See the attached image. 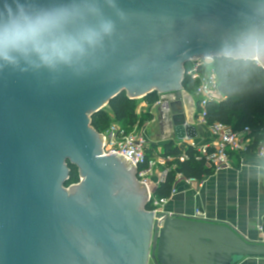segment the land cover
<instances>
[{
	"label": "water",
	"instance_id": "1",
	"mask_svg": "<svg viewBox=\"0 0 264 264\" xmlns=\"http://www.w3.org/2000/svg\"><path fill=\"white\" fill-rule=\"evenodd\" d=\"M252 1L240 0L241 12L236 15L203 18L189 23L181 37L173 33L167 48L173 44L178 48L175 52L164 49L132 55L127 57L132 63L128 69L93 70L88 76L94 78L91 83L53 87L38 82L33 57L42 55L30 45L27 52L13 51L8 60L0 58V264H111L94 248L98 243L109 247L103 240L106 220L127 229L145 225L140 264H238L248 257H264V242H253L228 224L152 211L123 222L104 213L102 206L92 212L93 202L81 206L63 188L62 181L44 183L46 166L41 159L48 157V147L56 146L57 140L52 131L42 135L36 121L41 119L40 112L62 118L89 181L97 186L94 201L106 171L122 176L123 165L134 176L137 171L131 160L117 154L103 156L101 145L97 149L91 146L90 136L102 139V135L89 126V115L125 91L130 99L144 98L154 91H181L190 97L183 80L185 64L192 59L255 61L264 68V14ZM257 1L264 7V0ZM13 3L15 0H0V30L15 18ZM44 55L56 57L50 52ZM78 106L80 118L74 111ZM170 114L179 141L197 137V128L188 120L182 101L170 103ZM80 121L85 124L82 134ZM142 187L149 198L144 183ZM79 227L91 236L81 237Z\"/></svg>",
	"mask_w": 264,
	"mask_h": 264
},
{
	"label": "flooded vegetation",
	"instance_id": "2",
	"mask_svg": "<svg viewBox=\"0 0 264 264\" xmlns=\"http://www.w3.org/2000/svg\"><path fill=\"white\" fill-rule=\"evenodd\" d=\"M264 7L260 1H252ZM12 14L19 18L21 13L30 18L37 16L55 15L58 21L41 37V47L56 57H51L46 63L42 56L33 57L34 70L38 82L48 85H80L91 83L88 78L92 71L128 69L132 63L127 57L149 53L155 50L175 52L177 47L167 48V40L173 33L182 36V31L203 18H226L229 14L241 12L240 0H15L12 4ZM229 13V14H228ZM228 14V15H227ZM110 25V31L105 27ZM58 44L64 53V58L53 52L52 44ZM31 46V45H30ZM133 55V56H132ZM190 60L185 64L186 68ZM128 61V62H127ZM127 94V91H125ZM102 110V109H101ZM100 110V111H101ZM81 116V107L74 110ZM99 112V111H98ZM89 115V126L99 133L92 125ZM41 119L36 120L42 135L52 131L57 140L56 146H49V155L43 161V181L45 184L63 182V188L72 195L78 204L86 207L93 202L92 212L102 206L104 213L115 217L118 221H130L139 218L142 212L150 211L149 198L142 187L137 175L122 166V176L106 171L101 180V192L88 178L83 169L81 156L77 148L66 134L64 122L56 113L40 112ZM78 126V125H77ZM85 124L80 121L78 129L83 133ZM101 135V133H99ZM94 149L103 147V138L90 136ZM43 141L42 137L40 138ZM44 143H46L44 141ZM75 168L78 181L67 185ZM140 183V184H139ZM103 204V205H102ZM129 212L133 213L128 216ZM118 215V217L116 216ZM144 224L133 228H125L110 220H106L103 240L109 242V247L98 243L94 245L99 254L108 257L105 261L111 264H140L143 261L141 233L145 231ZM80 228V227H79ZM78 234L88 238V230L83 227ZM120 235V236H119ZM97 243V242H96ZM104 264L103 262H95ZM88 264V262H87Z\"/></svg>",
	"mask_w": 264,
	"mask_h": 264
},
{
	"label": "crops",
	"instance_id": "3",
	"mask_svg": "<svg viewBox=\"0 0 264 264\" xmlns=\"http://www.w3.org/2000/svg\"><path fill=\"white\" fill-rule=\"evenodd\" d=\"M187 94L190 97L177 93L176 100L182 101L184 112L196 126L198 135L183 141L197 147L213 145L215 141L209 128L197 119V98ZM139 109L141 115H150V121L142 127L148 142L162 152L163 146L171 141L181 142L175 137L171 116L147 101H143ZM250 147L231 153L228 167L201 181H190L179 175L176 194L166 204L164 212L195 218L196 209H200L203 220L228 224L241 236L253 242H264V158L257 154V148ZM238 264H264V257H248Z\"/></svg>",
	"mask_w": 264,
	"mask_h": 264
},
{
	"label": "trees",
	"instance_id": "4",
	"mask_svg": "<svg viewBox=\"0 0 264 264\" xmlns=\"http://www.w3.org/2000/svg\"><path fill=\"white\" fill-rule=\"evenodd\" d=\"M213 66L219 78V89L224 99L219 103H208L205 121L207 125L222 123L235 132L249 128V137L253 138L251 149H256L260 142H264V68L255 61L234 60L230 58L215 59ZM197 82L192 81L185 74L183 88L190 95H195ZM148 104L153 105L159 100V93L154 91L144 97ZM135 99H130L125 92L111 100L107 105L109 110L102 109L92 117V125L99 132L104 133L114 123L127 127L129 130L136 126L141 129L150 121V115L144 113L138 119L136 115ZM191 159L181 162L174 161L165 181L155 189L158 198H169L176 184L177 176L185 179L201 181L213 175L215 169L206 165L202 160L194 158V150H187ZM181 148L175 141L163 146L164 156H179ZM67 185L78 181V175L73 168ZM153 208L149 205L148 210Z\"/></svg>",
	"mask_w": 264,
	"mask_h": 264
},
{
	"label": "built area",
	"instance_id": "5",
	"mask_svg": "<svg viewBox=\"0 0 264 264\" xmlns=\"http://www.w3.org/2000/svg\"><path fill=\"white\" fill-rule=\"evenodd\" d=\"M213 62L214 60L210 58L196 59L191 62V67L186 69V75L192 81L197 82L195 90L197 119L209 128L215 141L213 145L197 147L192 142L181 141L176 143L182 150L179 156H164L157 146L148 142L142 128L139 129L137 126L129 130L127 127L114 123L104 133H101L103 138L102 155L117 154L131 160L140 183L142 185L144 183L148 190L149 202L153 208L151 211L155 214L164 212V207L176 194V188L174 186L169 198H158L154 195L155 189L165 181L168 173L173 170V166L170 164L176 160L184 162L191 159L187 150L192 148L196 160H202L207 166L218 171L230 165L231 153L245 150L252 145L253 138L249 137L251 133L249 128L235 132L225 124L215 123L209 126L205 121L207 104L219 103L224 99L219 89V78ZM159 95L160 99L154 105L159 107L164 114L167 113L168 116H171L170 103L176 101L178 95L176 93ZM140 114L137 112L138 118H140ZM257 154L264 158V143L258 145ZM194 217L203 220V212L196 209Z\"/></svg>",
	"mask_w": 264,
	"mask_h": 264
},
{
	"label": "clouds",
	"instance_id": "6",
	"mask_svg": "<svg viewBox=\"0 0 264 264\" xmlns=\"http://www.w3.org/2000/svg\"><path fill=\"white\" fill-rule=\"evenodd\" d=\"M58 21V16L44 15L30 18L21 13L19 18H14L0 30V58L8 60L9 54L13 51L27 52L29 45L37 53L42 55V59L48 63L50 57L44 55L45 49L41 47V37ZM111 26L105 27V32L110 31ZM53 52L64 58V53L58 44L51 45ZM259 51V46H257Z\"/></svg>",
	"mask_w": 264,
	"mask_h": 264
},
{
	"label": "rangeland",
	"instance_id": "7",
	"mask_svg": "<svg viewBox=\"0 0 264 264\" xmlns=\"http://www.w3.org/2000/svg\"><path fill=\"white\" fill-rule=\"evenodd\" d=\"M191 64H192V63H189L186 69H189V68L191 67V66H190ZM179 93H181V91H180ZM179 93H178V94H179ZM176 94H177V93H176ZM143 101H145L144 98H138V99H135V102H136V103H135V104H136V111H135V112H136V115H137V112L140 111L139 108H140L141 104L143 103ZM103 109H104V110H109L108 106H105ZM140 117H141V114H140ZM137 118H138V116H137ZM138 119H139V118H138ZM112 125H113V124H112ZM178 176H179V175H178ZM178 176H177V177H178Z\"/></svg>",
	"mask_w": 264,
	"mask_h": 264
}]
</instances>
